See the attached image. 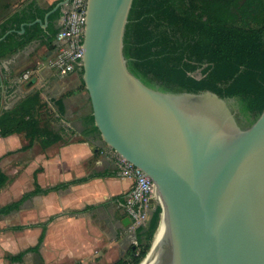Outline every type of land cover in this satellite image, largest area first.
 Here are the masks:
<instances>
[{
    "label": "water",
    "instance_id": "obj_1",
    "mask_svg": "<svg viewBox=\"0 0 264 264\" xmlns=\"http://www.w3.org/2000/svg\"><path fill=\"white\" fill-rule=\"evenodd\" d=\"M131 4L87 0L79 70L101 139L153 182L165 225L151 264H264V107L241 123L214 91L144 83L123 54Z\"/></svg>",
    "mask_w": 264,
    "mask_h": 264
},
{
    "label": "crops",
    "instance_id": "obj_2",
    "mask_svg": "<svg viewBox=\"0 0 264 264\" xmlns=\"http://www.w3.org/2000/svg\"><path fill=\"white\" fill-rule=\"evenodd\" d=\"M60 1L0 0V30L1 23L10 13L23 10L28 4L46 10L42 18L37 17L33 21L40 19L38 36L19 43L30 22L21 23L18 28L11 27L0 35V112L12 108L31 91L38 90L48 112L55 116L47 119L46 124L61 137L45 148L36 141L29 148L20 149L27 142L23 133L0 136V168L6 172L5 164L11 156L15 158V167H21L17 176L6 185L18 183L21 176L30 170L32 181L16 198L3 204L33 188L34 172L37 182L46 187L85 176L91 171L115 170L112 151L102 145L101 137L83 133L87 127L84 119L92 113V107L86 88H81L79 69L61 74L47 64V58L55 50V28L60 24V18L49 23L47 12ZM9 32L13 35L6 38ZM26 71L29 76L24 78ZM61 96L64 109L59 113L53 99ZM25 157L24 165L20 164ZM131 184V178L118 174L94 176L64 188L35 194L24 200L18 209L0 214H13L16 220L0 224V231L16 230L9 228L15 224L30 225L19 229L20 244L23 242L25 248L34 245L44 230L39 252H26L30 256L34 254L41 264L113 263L128 255L135 236L129 228L130 218L123 205L124 197L116 198V195H125ZM51 216L44 227L38 224ZM8 248L7 258L23 249L13 251L11 245ZM2 259L0 247V261ZM35 260L33 264H36Z\"/></svg>",
    "mask_w": 264,
    "mask_h": 264
},
{
    "label": "trees",
    "instance_id": "obj_3",
    "mask_svg": "<svg viewBox=\"0 0 264 264\" xmlns=\"http://www.w3.org/2000/svg\"><path fill=\"white\" fill-rule=\"evenodd\" d=\"M61 7L49 13V23L60 17ZM45 12L35 4H28L25 9L10 13L1 23L0 35L11 27L30 22L19 43L38 36L41 28L33 21L42 18ZM11 35L9 32L5 37ZM123 54L129 70L147 85L170 91L209 89L231 99L246 122H250L264 107V0H132L123 35ZM196 69H203L205 75L196 78L192 74ZM81 88H85L82 79ZM53 103L62 113V96L53 99ZM48 110L39 91H31L12 108L0 112V136L23 133L27 142L20 149H27L36 141L42 148L57 142L60 135L41 118ZM84 123L87 127L83 133L100 137L92 113L85 117ZM115 174L116 170L91 171L79 178L42 187L34 172L33 188L1 205L0 214L18 209L35 194L94 176ZM11 180L0 168V190ZM123 197L116 195L117 199ZM161 213V205L152 202L146 223L134 231L139 250L132 245L126 257L110 264H139L152 245ZM51 219L52 216L38 224L44 227ZM28 226L15 224L9 228L19 230ZM43 236L44 230L34 245L9 254L8 259L21 261L26 252L38 253Z\"/></svg>",
    "mask_w": 264,
    "mask_h": 264
},
{
    "label": "built area",
    "instance_id": "obj_4",
    "mask_svg": "<svg viewBox=\"0 0 264 264\" xmlns=\"http://www.w3.org/2000/svg\"><path fill=\"white\" fill-rule=\"evenodd\" d=\"M87 0H68L61 7L60 24L55 33V50L47 58V64L61 74L74 71L82 65L83 33ZM29 76L28 71L23 77ZM119 156L118 174L132 179L130 188L124 195V208L130 218L129 228L135 229L146 223L150 213L151 199L154 197L153 182L140 168ZM132 245L139 250L137 239Z\"/></svg>",
    "mask_w": 264,
    "mask_h": 264
},
{
    "label": "rangeland",
    "instance_id": "obj_5",
    "mask_svg": "<svg viewBox=\"0 0 264 264\" xmlns=\"http://www.w3.org/2000/svg\"><path fill=\"white\" fill-rule=\"evenodd\" d=\"M192 74L196 78H199V77L204 76L205 72L203 69H196L195 71L192 72ZM79 75H80V73H79ZM80 77H81V75H80ZM228 102H230L234 106V108L236 110V117H237L238 121L241 123L246 122V119H244L243 115L239 112L238 108L234 105V102L231 99H228ZM51 117L53 118L55 116L51 115V112H44L41 118H42V120H44L46 122V120L47 119L50 120ZM101 143H102V145L107 146L108 147L107 149L112 151L111 156L115 161V170L117 171V174H118V166L116 165V162L119 161V156H118L119 154H117L111 147L106 145V143L103 140ZM26 160H27V158L25 157V159L21 160L22 163H20V164L24 165V162ZM5 165L7 166V167H5V171L12 178L17 176V174L19 172L18 170H21L20 166L18 168L15 167V158H13V156H11L10 161H8ZM30 171H26L21 176V178L18 180V183H16V184L12 183V184L6 185L5 188L2 189V191L0 192V205L3 204L4 202L9 201L10 199L16 198L20 194V192L24 190V187L30 186V184L32 182ZM153 202L154 203L157 202V199L155 198ZM0 218H1L0 224H2V223L8 224V223H13L16 221L15 218L13 217V214H8L7 216L0 215ZM20 235L21 234H20L19 230H11L10 231V229H4L3 231H0V247L2 248V255H3V259H2V261H0V264H33L34 258L36 259L35 260L36 264H41L40 262H38V259L36 258V256L34 254H31V256H30L29 253L28 254L25 253L23 256V260L19 261V262H11L10 260H8V258L6 256L7 251H9L8 245H11L10 249H12L13 251L20 250L21 247L23 248V246H24L23 242H22V244H20V239H21ZM23 239H24V237H23Z\"/></svg>",
    "mask_w": 264,
    "mask_h": 264
},
{
    "label": "bare ground",
    "instance_id": "obj_6",
    "mask_svg": "<svg viewBox=\"0 0 264 264\" xmlns=\"http://www.w3.org/2000/svg\"><path fill=\"white\" fill-rule=\"evenodd\" d=\"M165 225L164 218H161L160 224L157 228V231L154 235V239L152 241V250L147 255V257L143 258L139 264H151L156 258H158L161 251V242H160V231Z\"/></svg>",
    "mask_w": 264,
    "mask_h": 264
}]
</instances>
